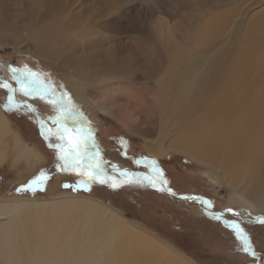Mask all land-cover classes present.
<instances>
[{
	"label": "bare ground",
	"instance_id": "obj_1",
	"mask_svg": "<svg viewBox=\"0 0 264 264\" xmlns=\"http://www.w3.org/2000/svg\"><path fill=\"white\" fill-rule=\"evenodd\" d=\"M76 1L0 0V48L18 40L23 43L18 51L67 72L71 77L65 80L67 93L94 106L141 139L151 155L163 157L173 153L221 177L223 163L230 169L231 157L248 156L251 147L242 150L243 144L252 145L258 157L247 174L251 189L234 193L264 211V11L258 8L253 12L257 3L249 4L248 11L245 9L247 42L227 49L234 29L230 28L225 40L213 49V19L206 26L193 24L179 33L164 16L155 17L154 22L134 17L121 9V0L103 3L106 14L102 20L93 15L78 18V14L71 15ZM231 1L218 0L215 8H225ZM6 3L13 5L10 12ZM15 11L22 14V26L16 22L14 26L8 25L7 20ZM217 18L218 13L214 26L219 30L222 26ZM114 19L123 20L124 34H131L125 36L124 43L110 24ZM220 55L227 60L218 59ZM232 55L240 59L245 56L244 61L238 65ZM0 83L10 86L7 71L2 67ZM84 93L87 98H81ZM222 95L230 101L232 96H247L246 108L240 109L245 118H240L237 126L213 127V104ZM13 101L18 103L15 97ZM23 108L28 109L27 104ZM43 123L49 129L44 119ZM45 135L49 137L47 146L57 142L50 131ZM81 146L90 158L100 162L102 170L112 168L117 175L126 171L134 176H148L121 164H107L100 154L95 156L98 151L94 148ZM10 151L15 162H27L39 155L21 141L0 109V162ZM153 181L157 187L166 188ZM189 196L197 199L205 215L223 216L221 211L212 210L207 198ZM23 204L24 207L16 205L14 211L33 218L32 230L23 232L32 236L25 260L23 256L4 253L10 240L2 236V227L11 208L0 210V257L4 264H101L104 258H108L106 264H195L155 240L154 233L147 235L145 230L129 225L123 214L99 199L62 193L48 200H26ZM24 208H33L34 213L22 212ZM225 212L236 214L246 225L255 221L245 213L231 209ZM260 217L264 218V213Z\"/></svg>",
	"mask_w": 264,
	"mask_h": 264
},
{
	"label": "rangeland",
	"instance_id": "obj_2",
	"mask_svg": "<svg viewBox=\"0 0 264 264\" xmlns=\"http://www.w3.org/2000/svg\"><path fill=\"white\" fill-rule=\"evenodd\" d=\"M105 1L77 0L74 5L76 10L71 15L78 14V18H88L89 15H93L102 20L106 14L103 6ZM121 1V9H125L134 17H141L147 22H151L155 17L164 16L174 24L179 33L187 30L193 24L199 27L206 26L207 22L213 19V43H218L217 45L213 44V49L221 43L220 41L225 40L230 28L234 29L226 46L227 49L241 47V44L247 42L244 39L245 9L248 11L249 4L251 6L257 3L254 5L253 12L258 8L264 11V0H232L229 5L223 2V5H227L225 8H218V6L215 8L218 5V0H146V3L144 0ZM5 8L7 12H10L13 8L12 3H6ZM225 9H232V11L227 13ZM37 11L42 12L41 8H38ZM216 13L220 14V18L216 20L222 26L219 30L214 26ZM10 17L11 19L7 20L9 26H14L15 22L22 26L23 18L19 11H15ZM236 21L239 23L234 26ZM110 24L115 26L116 36L123 40V43L126 40L125 36L131 35L124 34L123 20L114 19ZM217 36L220 37L215 39ZM21 45H23L22 42L12 40L10 44L0 48V67L5 68L8 80L15 89H19L20 85L13 79L14 73L11 69L23 70L25 67L33 72L43 74L44 82L52 85L55 90L54 94L49 92L42 98L40 93L25 96L17 90L15 99L18 103L26 101L31 103L47 123L49 129L52 130L50 131L52 136L55 137V130L62 125L49 119L57 115L56 107L49 101L58 100L63 93H67L64 90L65 80L71 77L64 70L40 60V58L18 51L17 49ZM244 47L245 45L242 48ZM219 57H222L223 62L227 60L222 55L217 58L219 59ZM244 58L245 56L242 59L233 55L231 57L238 65L244 61ZM15 75H19V72ZM0 85L2 84L0 83ZM145 91L151 95L148 90ZM8 94V88L0 86V109L21 141L32 147L39 155L27 162L25 159L15 162L10 151L0 162V210L11 208L2 227V236L10 240L7 247L4 248V253L9 252L17 257L23 256V260H25L32 241V236L25 235L23 232L26 229L32 230L33 218L25 214H17L14 211L16 205L24 207L23 203L26 200H48L50 197L68 193L90 197L93 200L99 199L112 208L116 205L122 211L119 212L128 220L129 225L143 232L145 230L144 233L147 235H149L147 232L154 233L155 240L168 247L179 257L185 255L195 264H264V224L244 225L232 215L209 217L204 214L203 207L197 201L173 197L165 191H160L161 193L158 194L150 193L141 184V186H127L123 181L134 177L127 178L106 170H103V175L99 179L110 178L109 183L92 182L86 189L84 182L88 180V177L79 175L78 167L75 170L65 171L56 167L58 163L57 150L47 148L40 135L37 120L30 111L27 108L9 109L6 107ZM224 95L226 94L224 93ZM224 95L220 96L218 101L213 104V127L216 128L237 126L236 122L240 118H245V113L240 114V109L246 108L247 96L243 98L232 96L233 100L230 101L225 99ZM84 97L87 98L88 95L84 93L81 98ZM64 98L70 99L76 105V111L82 114L79 117V123L71 119L66 121L67 127L73 130H82L85 134L91 132V139L85 146L100 150L102 158L108 164L113 161L111 163L121 164L124 168L136 172H139L138 170L146 172L152 178L157 176L153 173L148 162L155 161L156 167L163 173L162 177L157 178H160V181L161 179L167 181V184L160 183L177 195H201L210 199L212 210L231 209L245 213L251 220L261 218L260 216L264 213L258 206L240 199L234 193L248 192L251 189L247 182V174L255 166L257 157L252 149L248 156L231 157L233 165L230 169H227L223 163L222 175L216 177L209 170L175 154L173 155L179 158L170 156L161 161L155 160L163 159L172 153L163 157L150 155L141 139L133 136L113 120L103 116L94 106L77 101L69 93ZM224 102L233 104V107L230 108ZM234 102H237L238 105H234ZM65 142L67 143V140ZM247 146V143H244L242 150ZM79 163L86 166L89 161L84 160ZM92 167H95L94 163ZM41 171H44L48 176L43 185L37 186L35 191L26 188L25 186ZM112 182L118 183L120 186L113 189L110 187ZM65 185L68 186L65 187ZM22 212L32 214L34 209L24 208ZM2 218L4 219L5 216ZM234 224L242 229L243 235L250 241L255 255L243 250V241L236 235V230L232 227ZM13 248H15L14 253L10 252ZM107 261L108 258H104L101 264H106ZM0 264H4L1 262V257Z\"/></svg>",
	"mask_w": 264,
	"mask_h": 264
},
{
	"label": "snow or ice",
	"instance_id": "obj_3",
	"mask_svg": "<svg viewBox=\"0 0 264 264\" xmlns=\"http://www.w3.org/2000/svg\"><path fill=\"white\" fill-rule=\"evenodd\" d=\"M11 71L14 73L13 79L17 81V83L20 85L19 89H12L8 84H3L0 86L8 88L10 93H13L17 90L22 92L25 96H32L35 93H40L41 97L47 95L49 92H52L54 94L55 90L52 88L51 84H46L44 82L43 74L38 72H33L32 70L25 67L23 70H17V69H11ZM17 72H19V75H15ZM67 96V93H63L61 97L58 100H51L49 101L52 103L56 109H57V115L54 117H50L49 119H52L56 124L62 125V127L57 128L54 132L56 143L52 144L49 143V147H53L57 150L56 156H57V165L56 167L61 170H75L77 167L80 169L79 175H87L88 180L84 182V186L87 189L89 184L92 182H99L101 184L103 183H109V179H99L100 176L103 175L102 167L100 166V162L96 161L94 157H89L88 152L81 150V145H86L88 141L91 139V132H88L85 134L82 130H73L67 127L66 121L71 119L74 122L79 123V117L82 116V114H79L76 111V105L72 103L70 99H65L64 97ZM8 107L11 109L13 106L19 107L20 105H16L15 102L12 99V96L9 95L8 97ZM41 129L42 134H45L46 131H52L50 129H46L44 123H41ZM45 139L48 140L49 137L45 135ZM65 140H67V144L65 143ZM99 153L96 152L95 156H98ZM88 160L89 163L85 166L84 164L79 163L80 161ZM95 163V167H92V164ZM149 166L152 168L153 173L157 177H162L163 173L162 171L156 167V162L151 161L148 162ZM122 176L128 177L129 175H135V174H129L126 171L121 173ZM48 179V176L44 171H41L40 174L34 178L32 181L29 182L26 188L29 190L35 191L37 186L43 185V183ZM124 183H140L144 184V182H147V184L151 185L152 187H156V183L152 180L150 176H144L142 179H137L136 181H132L130 179H126L123 181ZM162 184H167L166 180L161 179ZM68 185H65L67 187ZM120 185L118 183L112 182L110 183V187L113 189L118 188ZM159 190L163 191V188H160ZM170 191V189H169ZM206 203V202H205ZM260 222L264 223V218H259ZM233 228L236 230V235L243 241V250L245 252H251L252 255H255V253L252 251V247L250 244V241L246 236L243 235L242 229L239 228L238 225H232Z\"/></svg>",
	"mask_w": 264,
	"mask_h": 264
},
{
	"label": "water",
	"instance_id": "obj_4",
	"mask_svg": "<svg viewBox=\"0 0 264 264\" xmlns=\"http://www.w3.org/2000/svg\"><path fill=\"white\" fill-rule=\"evenodd\" d=\"M9 84H10V86H11V88L12 89H15L14 88V86L11 84V82H9ZM9 95H11L12 96V99L15 97V92H13V93H10L9 92V94H8V96H7V99H6V104L8 105V103H9V101H8V97H9ZM25 104H27V107H28V109H29V111H30V113L32 114V116H34L35 118H36V120H37V125H38V129H39V132H40V135H41V137H43V139H44V142H45V144H47L48 145V140H46L45 139V134H42V129H41V123L43 122V118L37 113V111L35 110V107L31 104V103H29V102H25ZM25 104H22L21 102H19V103H17L16 105H20L19 107H16V106H13L12 108H18V109H22L23 108V106L25 105ZM46 145V146H47ZM48 148H50V149H55V148H53V147H49V146H47ZM56 150V149H55ZM81 150H84V148L81 146ZM96 151H98L97 149H95ZM99 152V151H98ZM100 154V153H99ZM101 156V155H100ZM103 160V159H102ZM108 167H110L109 165H108ZM107 171H109V172H111V173H113V174H117V170H114V169H112V168H109V170H107ZM120 171H122V170H120ZM134 178H139V179H142L143 177H140V176H134ZM144 184H145V186H147V187H151V185H149V184H147V182H144ZM157 184V183H156ZM163 191H165L166 193H168V194H171L169 191H168V189L167 188H164L163 187ZM176 197H180L181 199H184V200H194V201H197V199H194V198H192L191 196H189L188 194H182V195H178V196H176ZM198 202V201H197ZM221 212H222V215L224 216V215H228V213L227 212H225V211H223V210H221ZM230 215H232V216H234V217H236L237 219L239 218L236 214H230ZM240 221V220H239ZM241 223H242V221H240ZM261 222L259 221V220H255V221H252V222H250V223H248L249 225H256V224H260ZM243 224V223H242ZM244 225H246V224H244Z\"/></svg>",
	"mask_w": 264,
	"mask_h": 264
},
{
	"label": "crops",
	"instance_id": "obj_5",
	"mask_svg": "<svg viewBox=\"0 0 264 264\" xmlns=\"http://www.w3.org/2000/svg\"><path fill=\"white\" fill-rule=\"evenodd\" d=\"M247 145L248 146H250L251 147V149L257 154V152H256V150H255V148L252 146V145H250V144H248L247 143ZM99 153H100V150H99ZM100 155H101V153H100ZM151 155V154H150ZM153 156H156L155 154H153ZM257 157H258V154H257ZM256 157V158H257ZM101 158H102V156H101ZM103 159V158H102ZM104 160V159H103ZM257 160V159H256ZM105 161V160H104ZM107 164H108V162L107 161H105ZM111 162H113V161H111ZM153 178V180H155V181H159V182H161L157 177H152ZM130 180H132V181H136L137 180V178H131ZM125 185H127V186H134V185H137V186H143L146 190H148V192H150V193H152V192H155V194H158V193H161L160 191L161 190H159L160 188H158L157 186L156 187H146L145 186V184H141L140 185V183H136V182H133V183H124ZM207 199H209V198H207ZM209 201H210V199H209ZM114 205V204H113ZM116 208H117V206L116 205H114ZM118 209V208H117Z\"/></svg>",
	"mask_w": 264,
	"mask_h": 264
},
{
	"label": "trees",
	"instance_id": "obj_6",
	"mask_svg": "<svg viewBox=\"0 0 264 264\" xmlns=\"http://www.w3.org/2000/svg\"><path fill=\"white\" fill-rule=\"evenodd\" d=\"M170 156L173 157V156H174L173 153H172L171 155H168V156L166 155V157L163 158V159H155V160H160V161H161V160H164V159H168V157H170ZM175 157H176V158H179V157H177V156H174V158H175ZM148 158L150 159V157H148ZM151 159H154V158H151ZM183 160H184V159H183ZM138 171H140V170H138ZM145 173H146V172H145ZM146 174H147V173H146ZM158 182H159V181H158ZM113 208H115L116 210L120 211V210L117 209L115 206H114ZM120 212H122V211H120ZM131 220H133V219H131ZM133 221H134V220H133Z\"/></svg>",
	"mask_w": 264,
	"mask_h": 264
},
{
	"label": "flooded vegetation",
	"instance_id": "obj_7",
	"mask_svg": "<svg viewBox=\"0 0 264 264\" xmlns=\"http://www.w3.org/2000/svg\"><path fill=\"white\" fill-rule=\"evenodd\" d=\"M124 167V166H123Z\"/></svg>",
	"mask_w": 264,
	"mask_h": 264
}]
</instances>
